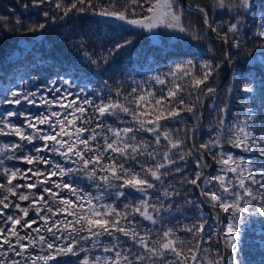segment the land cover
<instances>
[{
    "label": "snow or ice",
    "instance_id": "6c2138e0",
    "mask_svg": "<svg viewBox=\"0 0 264 264\" xmlns=\"http://www.w3.org/2000/svg\"><path fill=\"white\" fill-rule=\"evenodd\" d=\"M45 2L33 0V6ZM253 4L254 0H230L227 7L234 13L233 22L222 35L223 26L213 27L204 8L195 10L203 13V23L211 31L224 42L231 35L232 46L239 48L242 41L237 34ZM219 5L225 7L224 0ZM55 8L63 11L61 19L76 10L103 18L98 23L189 32L180 0L123 4L109 0L107 5L76 0L69 6L58 2ZM43 16L57 19L49 11ZM45 27L39 23L28 30ZM257 29L264 38V16ZM128 44L130 40L115 47ZM219 68L211 61L199 66L192 60L176 63L168 73L152 77L161 86L159 91L137 84L127 93L117 89L115 98L109 95L99 102L81 98L85 88L73 92L72 81L59 76L34 91L5 88L0 102L18 107L0 111V136L16 138L0 144V264H61L58 257L81 254L80 264H224L219 247L216 256L209 257L204 246L214 236L217 245L222 240L229 251L228 264H244L242 214L252 206L264 217V124L257 132L253 125L258 117L249 108L242 109V119L227 120L228 105L220 107L214 98L217 89L207 86ZM167 76L172 80L165 92ZM244 91L252 93L253 87L245 83ZM202 97L211 98V110L220 115L208 129L209 139L187 146L200 125L192 129L172 125L182 124L185 114L198 121L199 108L205 106ZM24 104L37 112L21 111ZM226 146L255 153L261 162L256 164ZM12 161L28 167L7 166ZM213 168L214 172L208 171ZM85 182L95 192L81 186ZM193 189L197 200L191 198ZM131 193L139 196L121 207V199L128 200ZM176 198L197 210L205 204L218 210L214 227L203 215L173 224L176 214L183 215ZM220 212L228 214L225 219Z\"/></svg>",
    "mask_w": 264,
    "mask_h": 264
},
{
    "label": "trees",
    "instance_id": "16d2710c",
    "mask_svg": "<svg viewBox=\"0 0 264 264\" xmlns=\"http://www.w3.org/2000/svg\"><path fill=\"white\" fill-rule=\"evenodd\" d=\"M263 1L261 0V2ZM58 2L69 6L76 0H46L45 4L40 7H34L33 0H0V99L4 95L3 90L20 76L35 80V84H31L34 91L35 87L58 76L70 75L72 81L77 79L79 83L92 87L91 94L95 97L96 102H99L98 98L107 101L109 95L115 98L117 89L122 93H127L132 87L137 86L132 81L131 69L160 68L165 70L169 61L192 60L199 66L201 60H212L214 64H219L220 68L207 86L217 89L214 98L220 101V107L228 105V121L240 118L243 113L244 103L241 94L243 80L252 72L259 77L258 96L252 101V105L255 106L258 117L253 126L257 132L261 131V125L264 124V65L261 60H264V51L259 54L257 49L264 44V38L255 34L253 28L248 27L246 13H244L243 23L237 34L242 43L239 48H235L232 46L231 35L229 40L224 42L216 32L211 31L203 23V13L194 10L196 6L204 8L213 27L223 26L222 35L223 31H226L227 24L233 22L234 13L227 7L230 1L222 8L219 5V0H187L192 6L189 8L180 0V4L183 6V19L189 32L184 33V41L187 43L179 42L177 45L154 43L146 29H130L125 24L120 26L121 22L98 23L103 18L94 17L90 12L80 13L73 10L68 16L61 19L63 11L55 8V4ZM108 2L109 0H97L100 5H107ZM126 2L127 0H119L121 4ZM26 5L27 7H25ZM79 6L81 5L78 4ZM44 11H49L50 16H56L57 19L53 22L52 19L45 18ZM140 11L137 9V12ZM17 21L21 23L18 25ZM39 23H45L46 27L35 31L28 30ZM126 40H130L131 44L117 50L116 44H124ZM21 41H32L33 45L23 46ZM229 56L231 57L230 61L228 60ZM251 58H257L259 64L258 62L256 65L250 63ZM196 71L199 74V67ZM179 82L186 83V80ZM167 86L165 84L163 88ZM230 88L231 92L228 91ZM152 89L159 91L161 86L154 85ZM195 95L192 99H195ZM185 99L187 100L188 97L185 96ZM202 100L205 106L199 108L201 115L198 121L192 119L191 114H185L182 124L172 125V127L188 129H192L197 123L200 125L194 140H188L187 146H191L192 143L199 145L209 139L208 129L210 126H215L216 119L220 115L217 111L211 110V98L202 97ZM1 104L7 110L12 109L2 102ZM29 108L31 106L24 104L20 110ZM31 111L37 112V109L31 108ZM179 135L183 136L184 133L181 132ZM188 135L192 136L193 134L189 132ZM15 139L14 137L0 136V144ZM226 147L232 151L230 146ZM246 155L256 164L261 162L255 153H246ZM209 163H211L210 159ZM13 164L20 168L28 167L18 161L7 162L9 167ZM191 171H193V166L190 164L189 172ZM208 171L214 172L215 168ZM81 186L86 187L87 191L95 192L94 187L90 186L88 182ZM190 195L193 200H197L195 189ZM137 196H139L138 193H131L128 200L121 199L120 206L122 207L129 200H134ZM203 199V197H199V200ZM108 202L111 203V200ZM175 202L181 206L180 211L183 215L176 214L172 221L173 224L177 220L184 221L185 217L189 219L199 217L201 213L204 214L203 218L210 223L218 211L208 204L197 210L192 205H185L180 198H176ZM173 211L175 213V209ZM227 215L220 212L222 220ZM242 216L251 220L253 231L248 234L252 239L258 233H261L260 236L264 239V217L258 215L252 206H249V210ZM144 224H148V222L144 221ZM178 235L188 240L192 239L190 235L184 233H178ZM204 246L209 248V257H215V249L219 247L225 256L224 264H228L230 253L222 240L217 245V238L214 236L211 244ZM82 256L83 254L78 258L68 255L58 257V259L61 264H80Z\"/></svg>",
    "mask_w": 264,
    "mask_h": 264
},
{
    "label": "rangeland",
    "instance_id": "374dc122",
    "mask_svg": "<svg viewBox=\"0 0 264 264\" xmlns=\"http://www.w3.org/2000/svg\"><path fill=\"white\" fill-rule=\"evenodd\" d=\"M229 1L230 0H224V3L227 4L229 3ZM245 13H246V19H247L246 22L248 23V27L253 28V31L255 32V34H258L257 26L260 23L261 17L264 16V1L261 2V0H254L252 9L248 10ZM146 32L154 43H166L169 45H177L179 42L187 43L186 41H184L185 39L184 33H180L175 30L160 28V29H154L151 32L146 29ZM154 33H158L159 35H154ZM257 51L259 52V54H262V52L264 51V44L261 47H259ZM261 60H262V64L264 65V60L263 59ZM204 61H209V60H201L199 61V65ZM210 61L214 63L212 60ZM183 62L185 61L183 60L169 61L167 63V67L165 70H162L160 68L131 69L130 72L132 75V81L134 84L136 85L140 84L144 88H147V87L152 88V86L154 85L157 87H160V85L155 84V81L152 79V77H155L156 75L166 74L170 71L173 65H175L176 63H183ZM249 62L252 63L253 65H256L257 62L259 64V61L257 58H251ZM60 77H63L64 79H70V75H67V76L62 75ZM22 78L23 80H30V83H28L27 85H24ZM165 78L169 82L166 84L170 86L172 77L167 76ZM72 83H73V87L70 89L71 91L78 92L79 88L83 87L85 88V92L80 94L81 98L91 97L95 101V97H93L91 94L93 91L91 86L83 84V83H79L77 79H74ZM245 83H248L253 87L252 93H247L244 91ZM31 84L34 85L35 80L27 79L25 76H20L14 82H12L8 86V88L17 86V87L24 88L25 90H32ZM259 85H260L259 77L254 72H252L248 77H246L243 80V84H242L241 94H242V101L244 103V108L253 109L255 115H256L255 106L252 105V101H254L258 96ZM167 87L164 88L165 92L167 91ZM153 90L157 91V89H153ZM9 107L13 108V107H18V106H9ZM4 109L5 107H3V105L0 102V111ZM243 116H244V112L242 113L240 118L242 119ZM231 150L235 153L241 151L239 149H233V148H231ZM239 155H243L246 157V159H250L249 156L246 155V153L242 151L240 152ZM201 215L204 216L203 213H201L200 216ZM214 219L215 218L213 217V219L209 223L213 227H214ZM243 230L244 232L242 235V244H241L243 251L241 253V258L244 260V264H264V239L261 238L260 236L261 233L256 234L254 236L255 238L252 239V237L248 234V232L253 231V227L251 226V220L249 218H244ZM259 232H262V231H259Z\"/></svg>",
    "mask_w": 264,
    "mask_h": 264
},
{
    "label": "water",
    "instance_id": "95a60500",
    "mask_svg": "<svg viewBox=\"0 0 264 264\" xmlns=\"http://www.w3.org/2000/svg\"><path fill=\"white\" fill-rule=\"evenodd\" d=\"M182 2L189 7V3L187 2V0H182ZM190 8V7H189ZM195 10V9H194ZM126 25V24H125ZM126 27L130 28V29H134V30H137L139 28H135L133 26H130V25H126ZM38 38V36L36 37V39ZM22 45L23 46H26V45H29V46H32L33 45V42H26V41H21Z\"/></svg>",
    "mask_w": 264,
    "mask_h": 264
}]
</instances>
